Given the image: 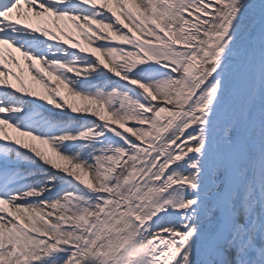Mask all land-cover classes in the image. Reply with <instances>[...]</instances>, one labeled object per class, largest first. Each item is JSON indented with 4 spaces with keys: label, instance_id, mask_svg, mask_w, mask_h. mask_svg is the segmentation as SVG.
Here are the masks:
<instances>
[{
    "label": "snow or ice",
    "instance_id": "snow-or-ice-1",
    "mask_svg": "<svg viewBox=\"0 0 264 264\" xmlns=\"http://www.w3.org/2000/svg\"><path fill=\"white\" fill-rule=\"evenodd\" d=\"M0 264H264V0H0Z\"/></svg>",
    "mask_w": 264,
    "mask_h": 264
}]
</instances>
